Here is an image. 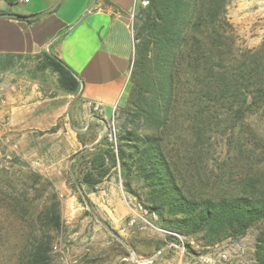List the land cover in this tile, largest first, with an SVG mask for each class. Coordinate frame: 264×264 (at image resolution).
Wrapping results in <instances>:
<instances>
[{
    "label": "rangeland",
    "instance_id": "obj_1",
    "mask_svg": "<svg viewBox=\"0 0 264 264\" xmlns=\"http://www.w3.org/2000/svg\"><path fill=\"white\" fill-rule=\"evenodd\" d=\"M219 33L224 36L225 69L254 58L264 63V0H226ZM40 63V56L16 57L14 68L0 70V107H5L0 108V264H25V246L33 236L46 232L38 213L52 201L51 189L59 201L61 228L50 233V264H177L175 253L179 252L198 264L202 256L209 259L203 264H223L219 258L227 250L230 257L224 264H257L256 227L238 239L205 245L163 229L142 204L139 196L146 190L133 181L128 191L118 165L94 189L77 183L84 168L79 152L93 153L92 147L104 136L116 151V128L128 105L131 83L128 80L124 100L107 119L91 118L88 108H65L57 120L46 113L29 114L27 125L24 114H12L13 108H7V98L28 89L32 81L48 90L58 89L56 75L40 69ZM244 83L245 92L207 112L196 106L204 100L199 98L202 94L182 80L179 104L161 137L176 180L190 196L244 195L264 184V93L260 91L264 85ZM242 94L247 96L246 103ZM237 108L250 109L240 115ZM59 147L69 154L62 160H57L55 152ZM171 234L174 242L168 238Z\"/></svg>",
    "mask_w": 264,
    "mask_h": 264
},
{
    "label": "trees",
    "instance_id": "obj_2",
    "mask_svg": "<svg viewBox=\"0 0 264 264\" xmlns=\"http://www.w3.org/2000/svg\"><path fill=\"white\" fill-rule=\"evenodd\" d=\"M225 5L226 0H151L147 8L134 15L131 87L128 105L122 110L116 128V151L104 136L92 147L93 153L79 152L78 160L84 168L77 183L94 189L118 165L128 191L133 181L146 190L139 196L142 204L149 216L156 215L163 229L213 245L238 239L256 227L254 257L257 264H264V184L244 195L190 196L176 180L161 137L179 104L183 79L202 94L199 98L204 100L196 106L207 112L220 109L238 96L247 86L244 82L264 85L261 76L264 63L257 58L231 71L224 68L226 52L219 21ZM40 57V69L55 74L57 86L64 93L76 95L79 81L74 73L52 55ZM13 59L7 56L0 62V70L10 68ZM260 91L264 93V88ZM243 94L246 103L247 96ZM249 109L237 108L236 112L244 115ZM201 125L204 128L205 122ZM45 183L50 185L47 180ZM50 191L52 201L38 213L41 223L47 226L46 232L33 236L25 246V264H50L53 240L50 233L61 228L59 201ZM168 238L171 242L175 236L171 234Z\"/></svg>",
    "mask_w": 264,
    "mask_h": 264
},
{
    "label": "crops",
    "instance_id": "obj_3",
    "mask_svg": "<svg viewBox=\"0 0 264 264\" xmlns=\"http://www.w3.org/2000/svg\"><path fill=\"white\" fill-rule=\"evenodd\" d=\"M139 9L140 0H0V16L28 18L0 17V59L49 54L79 81L76 95H68L58 86L48 90L32 81L28 89L10 93L7 108H13L12 114H24L27 125L29 114L46 113L49 119L57 120L65 108H88L96 120L97 115L110 117L125 98L134 57L131 23ZM23 123L17 121L19 127ZM73 123L69 122V128H75ZM55 152L57 160L69 155L60 147ZM175 256L177 264H198L181 252ZM198 259L202 264L209 260L203 256Z\"/></svg>",
    "mask_w": 264,
    "mask_h": 264
},
{
    "label": "built area",
    "instance_id": "obj_4",
    "mask_svg": "<svg viewBox=\"0 0 264 264\" xmlns=\"http://www.w3.org/2000/svg\"><path fill=\"white\" fill-rule=\"evenodd\" d=\"M24 1L27 2L28 0H24ZM150 2H151V0H140V6H141V8H147L150 5ZM140 209H141V207H140ZM153 216L155 218H157L155 215H153ZM228 251L229 250H227L225 252L223 251L222 254L220 255L219 261L221 263H223V264L229 260L230 252H228ZM244 251H245L244 249H241L240 250V254H243Z\"/></svg>",
    "mask_w": 264,
    "mask_h": 264
},
{
    "label": "water",
    "instance_id": "obj_5",
    "mask_svg": "<svg viewBox=\"0 0 264 264\" xmlns=\"http://www.w3.org/2000/svg\"><path fill=\"white\" fill-rule=\"evenodd\" d=\"M0 17H9V18H15V19H20V20H27L28 18L27 17H23V16H18V15H9V14H4ZM133 254V252H131ZM134 256V254H133ZM139 263H145L146 261H138Z\"/></svg>",
    "mask_w": 264,
    "mask_h": 264
}]
</instances>
